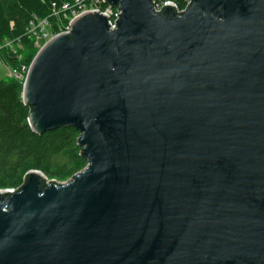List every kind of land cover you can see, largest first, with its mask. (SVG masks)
I'll list each match as a JSON object with an SVG mask.
<instances>
[{"label":"water","instance_id":"water-1","mask_svg":"<svg viewBox=\"0 0 264 264\" xmlns=\"http://www.w3.org/2000/svg\"><path fill=\"white\" fill-rule=\"evenodd\" d=\"M104 1L25 76L89 163L0 190V264H264V0Z\"/></svg>","mask_w":264,"mask_h":264},{"label":"trees","instance_id":"trees-1","mask_svg":"<svg viewBox=\"0 0 264 264\" xmlns=\"http://www.w3.org/2000/svg\"><path fill=\"white\" fill-rule=\"evenodd\" d=\"M82 1L90 5L91 0ZM174 1L181 8L189 2ZM65 3L80 10L76 0H0V43L14 40L17 49L15 53L4 48L3 61L19 68L30 65L39 47L27 34V27L37 15L50 17L55 33L62 31L72 15L71 9L63 8ZM23 86L24 80L0 79V190L20 191L32 170L45 175L39 176L43 189L54 180L57 183L73 177L89 163L79 144L81 133L74 126H59L41 134L32 130L28 117L34 107L25 104Z\"/></svg>","mask_w":264,"mask_h":264},{"label":"built area","instance_id":"built-area-1","mask_svg":"<svg viewBox=\"0 0 264 264\" xmlns=\"http://www.w3.org/2000/svg\"><path fill=\"white\" fill-rule=\"evenodd\" d=\"M167 1L172 2L175 4L177 11H183L186 7L181 8L178 3L174 0H153L154 9L156 11L161 10V7L166 3ZM190 1V0H189ZM76 4H78V7L80 10L73 9L72 5L70 3H65L63 5V8L71 9L72 15L69 17V22L65 26V28L62 31L56 32L51 29L52 21L50 17L40 18L37 15L34 16V19L30 22L29 26L27 27V34L35 39L36 46L39 47V49L52 37L55 35L63 32V31H71L72 25L71 21L78 15L82 14L85 11L88 10H95L98 9L100 12H107L109 14L108 20L111 23V26L115 25V19H118V16L116 13H120L121 10L118 9L119 7H113L107 4L104 0H91L90 5L83 3L82 0H76ZM188 5V4H187ZM58 12L56 11L55 14ZM11 49L10 52L17 53L16 45L14 40H6L4 43H0V60L2 59V49L4 47H8ZM4 62V61H3ZM5 63V62H4ZM6 64V63H5ZM8 67V75L10 77H15L17 79H25V76L29 70L30 65L23 64L20 68L19 67H13L12 65L6 64ZM49 181V180H48ZM66 181V180H64Z\"/></svg>","mask_w":264,"mask_h":264},{"label":"rangeland","instance_id":"rangeland-1","mask_svg":"<svg viewBox=\"0 0 264 264\" xmlns=\"http://www.w3.org/2000/svg\"><path fill=\"white\" fill-rule=\"evenodd\" d=\"M4 48H6L9 52L11 50L9 48V46L8 47H4ZM3 49H2V51H3ZM8 76H9L8 75V67H7V65L2 60H0V79H8L10 77V76L9 77ZM13 78H15V77H13Z\"/></svg>","mask_w":264,"mask_h":264}]
</instances>
